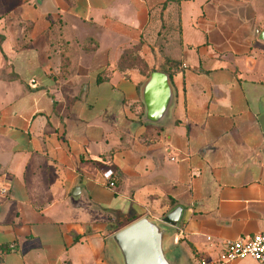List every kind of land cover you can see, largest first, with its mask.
Returning <instances> with one entry per match:
<instances>
[{"label":"crops","instance_id":"obj_1","mask_svg":"<svg viewBox=\"0 0 264 264\" xmlns=\"http://www.w3.org/2000/svg\"><path fill=\"white\" fill-rule=\"evenodd\" d=\"M36 1L0 0V264H115L112 233L177 204L183 264L264 231V0ZM134 45L176 63L165 127Z\"/></svg>","mask_w":264,"mask_h":264},{"label":"water","instance_id":"obj_2","mask_svg":"<svg viewBox=\"0 0 264 264\" xmlns=\"http://www.w3.org/2000/svg\"><path fill=\"white\" fill-rule=\"evenodd\" d=\"M260 38L264 42V31ZM138 92L143 105L141 122L167 126L175 103L170 75L157 70L148 72ZM182 215L183 207L177 204L159 219L145 215L131 221L107 238L109 257L115 264H183L182 255L172 244Z\"/></svg>","mask_w":264,"mask_h":264},{"label":"built area","instance_id":"obj_3","mask_svg":"<svg viewBox=\"0 0 264 264\" xmlns=\"http://www.w3.org/2000/svg\"><path fill=\"white\" fill-rule=\"evenodd\" d=\"M113 172L106 169L102 172V177L108 187L114 185L112 181ZM4 192V190H3ZM182 233L181 230L178 232ZM177 240V237L175 238ZM251 259L257 264H264V231L251 236L239 237L235 240L226 241L223 249L215 257L199 258V264H222L244 259Z\"/></svg>","mask_w":264,"mask_h":264},{"label":"trees","instance_id":"obj_4","mask_svg":"<svg viewBox=\"0 0 264 264\" xmlns=\"http://www.w3.org/2000/svg\"><path fill=\"white\" fill-rule=\"evenodd\" d=\"M139 45H134L131 48H129L126 53H124V55L122 56L121 59V63H131L132 65H135L139 68V71L146 76L148 74L149 71L151 70H157L155 68L152 69H148L145 65V63L143 62V60L139 57V55L137 54ZM170 67H173V70H165L166 72L169 73V75L171 76L174 72L177 71V67H176V63L172 62V64L170 65ZM101 80H103V78L101 76H97V81L100 82ZM132 219L129 220V222Z\"/></svg>","mask_w":264,"mask_h":264}]
</instances>
